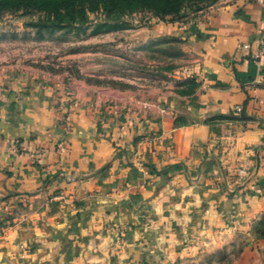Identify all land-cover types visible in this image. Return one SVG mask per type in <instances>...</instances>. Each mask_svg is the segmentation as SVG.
Segmentation results:
<instances>
[{"label": "crops", "instance_id": "0c3cea01", "mask_svg": "<svg viewBox=\"0 0 264 264\" xmlns=\"http://www.w3.org/2000/svg\"><path fill=\"white\" fill-rule=\"evenodd\" d=\"M152 37L189 59L162 92L0 73V264L173 263L264 219V0Z\"/></svg>", "mask_w": 264, "mask_h": 264}, {"label": "rangeland", "instance_id": "374dc122", "mask_svg": "<svg viewBox=\"0 0 264 264\" xmlns=\"http://www.w3.org/2000/svg\"><path fill=\"white\" fill-rule=\"evenodd\" d=\"M84 1L63 7L51 0L25 11L0 0V73L10 67L19 81L49 80L64 89L82 83L100 97L110 90L162 92L170 75L189 62L184 46L175 38L143 40L139 33L186 27L211 9L240 0ZM259 224L251 235H213L198 253L166 264H264V225Z\"/></svg>", "mask_w": 264, "mask_h": 264}, {"label": "trees", "instance_id": "16d2710c", "mask_svg": "<svg viewBox=\"0 0 264 264\" xmlns=\"http://www.w3.org/2000/svg\"><path fill=\"white\" fill-rule=\"evenodd\" d=\"M48 1H51V0H9V3L12 6H14L15 8L23 7L25 11H35L36 8H39V6H48ZM57 2H61L63 4V7H65L66 4H73L74 6H84L87 4V3H85L86 1H84V0H57ZM70 2H72V3H70ZM94 2H96V4H98L97 1H94ZM94 2L92 1V3H90V4L95 6ZM43 3L47 4V5H43ZM48 8L50 9L51 7H48ZM262 225H264V220L262 221V223L259 224L258 227H262Z\"/></svg>", "mask_w": 264, "mask_h": 264}, {"label": "built area", "instance_id": "2783aa9c", "mask_svg": "<svg viewBox=\"0 0 264 264\" xmlns=\"http://www.w3.org/2000/svg\"><path fill=\"white\" fill-rule=\"evenodd\" d=\"M246 47V46H245ZM257 53L255 54L254 56V60L257 61V60H260L262 58H264V42L259 40L257 42ZM241 110L239 108L236 109V112L239 113ZM67 119V118H66ZM62 151V149H60ZM37 155H39V153H37Z\"/></svg>", "mask_w": 264, "mask_h": 264}]
</instances>
